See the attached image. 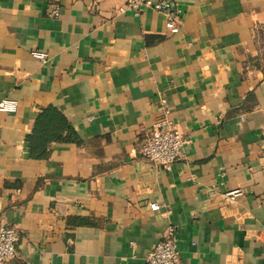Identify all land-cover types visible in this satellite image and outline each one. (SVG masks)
Instances as JSON below:
<instances>
[{
	"label": "crops",
	"instance_id": "0c3cea01",
	"mask_svg": "<svg viewBox=\"0 0 264 264\" xmlns=\"http://www.w3.org/2000/svg\"><path fill=\"white\" fill-rule=\"evenodd\" d=\"M171 5L178 34L125 0H0V103H19L0 112V227L20 233L7 264H146L170 228L182 264H264V0ZM162 100L189 141L170 171L140 153ZM51 107L72 132L35 160Z\"/></svg>",
	"mask_w": 264,
	"mask_h": 264
},
{
	"label": "built area",
	"instance_id": "2783aa9c",
	"mask_svg": "<svg viewBox=\"0 0 264 264\" xmlns=\"http://www.w3.org/2000/svg\"><path fill=\"white\" fill-rule=\"evenodd\" d=\"M49 2L53 3V0H49ZM125 3L126 8L132 10L136 16H139L144 8H151L163 14L166 17V28L173 34L180 32L179 14L172 8L171 0L159 2L125 0ZM119 11L123 12L124 8ZM51 16L58 18L60 16L59 8L54 7ZM31 56L41 64H44L48 59L46 53L39 51H32ZM161 104L163 116L152 125L141 145L140 153L145 161L157 169L170 171L175 163L182 160L183 149L189 141L170 120L171 111L167 102L162 100ZM18 107L17 101L6 99L0 103V112L16 113ZM1 136L2 128L0 126V139ZM230 195L237 196L240 193L234 192ZM150 209L157 212L161 206L152 204ZM19 241L20 233L16 229L0 227V264H7L18 257L17 245ZM145 261L146 264H182L175 228L168 230L165 238L149 253Z\"/></svg>",
	"mask_w": 264,
	"mask_h": 264
},
{
	"label": "trees",
	"instance_id": "16d2710c",
	"mask_svg": "<svg viewBox=\"0 0 264 264\" xmlns=\"http://www.w3.org/2000/svg\"><path fill=\"white\" fill-rule=\"evenodd\" d=\"M256 34L258 66L264 76V26L259 27ZM71 132L70 125L60 113L52 107L45 109L37 118L33 133L28 138L31 158L45 159L48 156L47 146L52 142L63 141L65 133L70 135Z\"/></svg>",
	"mask_w": 264,
	"mask_h": 264
}]
</instances>
